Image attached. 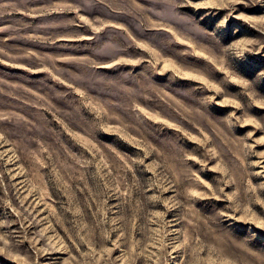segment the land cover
Listing matches in <instances>:
<instances>
[{
	"label": "rangeland",
	"instance_id": "1",
	"mask_svg": "<svg viewBox=\"0 0 264 264\" xmlns=\"http://www.w3.org/2000/svg\"><path fill=\"white\" fill-rule=\"evenodd\" d=\"M0 264H264V0H0Z\"/></svg>",
	"mask_w": 264,
	"mask_h": 264
}]
</instances>
